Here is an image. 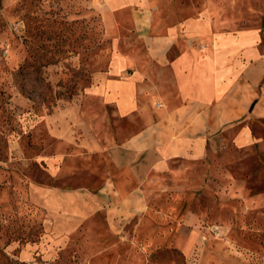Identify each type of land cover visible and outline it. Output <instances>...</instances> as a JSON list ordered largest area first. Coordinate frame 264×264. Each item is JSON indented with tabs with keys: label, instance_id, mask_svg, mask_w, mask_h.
Returning <instances> with one entry per match:
<instances>
[{
	"label": "rangeland",
	"instance_id": "rangeland-1",
	"mask_svg": "<svg viewBox=\"0 0 264 264\" xmlns=\"http://www.w3.org/2000/svg\"><path fill=\"white\" fill-rule=\"evenodd\" d=\"M151 2L167 23L207 16L220 28L256 29L264 48V0ZM104 4L0 0V264H264V119L247 121L260 143L239 148L219 134L188 165L198 181L178 189V223H161L168 241L125 245L132 253L123 261L91 258L85 224L59 228L40 204L41 190L88 185L80 163L73 172L66 165L80 159L100 112L113 119L112 107L92 95L112 49ZM186 212L195 223H183Z\"/></svg>",
	"mask_w": 264,
	"mask_h": 264
},
{
	"label": "crops",
	"instance_id": "crops-1",
	"mask_svg": "<svg viewBox=\"0 0 264 264\" xmlns=\"http://www.w3.org/2000/svg\"><path fill=\"white\" fill-rule=\"evenodd\" d=\"M104 2L112 49L92 95L112 107L113 119L100 112L80 159L66 165L73 172L80 163L89 186L41 190L40 204L59 228L85 224L91 258L123 261L132 253L125 245L168 241L161 223H178V189L198 181L188 165L219 134L239 148L256 143L247 121L264 119V48L256 29L220 28L207 16L167 23L151 0ZM92 113L82 116L87 124Z\"/></svg>",
	"mask_w": 264,
	"mask_h": 264
}]
</instances>
